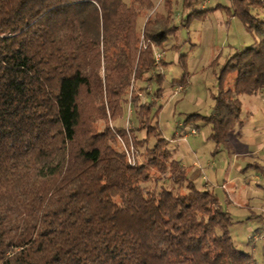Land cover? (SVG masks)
Masks as SVG:
<instances>
[{
  "label": "trees",
  "instance_id": "16d2710c",
  "mask_svg": "<svg viewBox=\"0 0 264 264\" xmlns=\"http://www.w3.org/2000/svg\"><path fill=\"white\" fill-rule=\"evenodd\" d=\"M198 4L181 1L190 10L181 26L221 8L253 37L222 64L211 113L185 116L210 124L221 148L241 122L240 96L264 90V0ZM151 6L0 0V264H248L230 235L236 221L169 148L162 106L152 110L133 88L152 80L162 94L163 74L153 70L164 60L154 48L179 29L159 15L140 32L139 7ZM128 100L129 134L109 125ZM119 138L154 144L131 165ZM162 175L179 189L158 184Z\"/></svg>",
  "mask_w": 264,
  "mask_h": 264
},
{
  "label": "rangeland",
  "instance_id": "374dc122",
  "mask_svg": "<svg viewBox=\"0 0 264 264\" xmlns=\"http://www.w3.org/2000/svg\"><path fill=\"white\" fill-rule=\"evenodd\" d=\"M181 1L151 0V7H139L137 29L140 32L147 18L155 19L159 15L165 16L169 25H179V29L162 47L154 48L155 59L164 60L153 70L163 74V95L154 96L156 84L152 80L135 82L133 88L142 101L155 103L152 110L157 105L162 106L157 123L167 140L173 141L176 132L183 131V136L190 134L184 140L174 137V142L169 143V148H175L174 157L180 159L188 174L195 177L198 188L210 189L217 195L222 209L236 221L230 227V235L235 245L251 256L248 264H264V90L240 96L241 122L235 124L225 147L217 148L209 138L210 124L201 119L184 121L187 114L211 113L213 95L220 86L218 77L222 64L233 53L250 45L253 37L237 18L227 15L221 8L210 11L205 17L194 18L188 26H181L180 19L190 11L182 9ZM217 4L224 6L229 0H199L195 9L206 10ZM231 77L225 79L223 86ZM181 79L183 82L179 83ZM259 94L262 96L256 101L254 97ZM129 95L127 99H130ZM109 125L123 127L128 134L135 127L136 117L129 100L124 104L123 114ZM136 135L142 138L144 131ZM119 144L123 150L124 146H133L135 163L142 160L145 147H152L154 139L141 147H134L131 141L122 138H119ZM191 149L196 154H190ZM193 162L198 165L195 173L191 170ZM157 183L179 189L165 175Z\"/></svg>",
  "mask_w": 264,
  "mask_h": 264
},
{
  "label": "crops",
  "instance_id": "0c3cea01",
  "mask_svg": "<svg viewBox=\"0 0 264 264\" xmlns=\"http://www.w3.org/2000/svg\"><path fill=\"white\" fill-rule=\"evenodd\" d=\"M163 95V94H162ZM261 96H262V94H259L258 96H255L254 98L256 99V101H257V98L258 97H260L261 98ZM163 96H161V98H162ZM262 100H264V99H262ZM185 120V119H184ZM184 122V121H183ZM185 123H183V125H184ZM192 132H194L193 130H191V134H193ZM183 134V131H180V133L178 134V132H176V134L175 135H173L172 136V140L173 141H171V140H168L169 141V143H171V142H174V137H176V138H178V137H180V139H182V140H184V138H187L190 134H188V133H186L184 136L182 135ZM179 135V136H178ZM175 149V148H174ZM192 150V153H190V154H196V152H193V149H191ZM178 159V158H177ZM179 161H180V164L181 165H183V166H185L184 165V163L183 162H181V160L180 159H178ZM194 164H192L193 166H194V168H192L191 170L195 173V172H197L198 171V167H196V166H198L197 164H196V162H193ZM186 167V166H185ZM192 167V166H191ZM195 181V180H194ZM194 184H195V186L197 187V184L198 183H196V181L194 182Z\"/></svg>",
  "mask_w": 264,
  "mask_h": 264
},
{
  "label": "built area",
  "instance_id": "2783aa9c",
  "mask_svg": "<svg viewBox=\"0 0 264 264\" xmlns=\"http://www.w3.org/2000/svg\"><path fill=\"white\" fill-rule=\"evenodd\" d=\"M124 151L126 153L129 164H131V165L134 164V160H133L134 148H133V146L131 145L129 148L124 146Z\"/></svg>",
  "mask_w": 264,
  "mask_h": 264
}]
</instances>
